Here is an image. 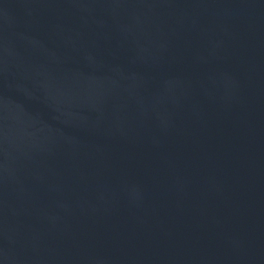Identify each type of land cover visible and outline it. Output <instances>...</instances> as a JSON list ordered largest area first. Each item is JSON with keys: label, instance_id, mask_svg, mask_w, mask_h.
Here are the masks:
<instances>
[{"label": "water", "instance_id": "1", "mask_svg": "<svg viewBox=\"0 0 264 264\" xmlns=\"http://www.w3.org/2000/svg\"><path fill=\"white\" fill-rule=\"evenodd\" d=\"M0 264H264V0H0Z\"/></svg>", "mask_w": 264, "mask_h": 264}]
</instances>
